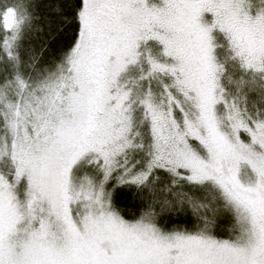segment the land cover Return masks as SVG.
Returning a JSON list of instances; mask_svg holds the SVG:
<instances>
[{"label": "snow or ice", "instance_id": "6c2138e0", "mask_svg": "<svg viewBox=\"0 0 264 264\" xmlns=\"http://www.w3.org/2000/svg\"><path fill=\"white\" fill-rule=\"evenodd\" d=\"M0 264H264V0H0Z\"/></svg>", "mask_w": 264, "mask_h": 264}]
</instances>
